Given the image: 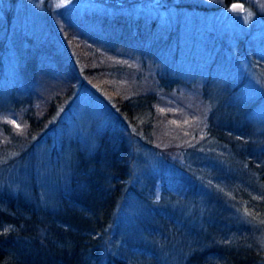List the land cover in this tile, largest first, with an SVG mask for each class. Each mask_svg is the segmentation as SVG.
<instances>
[{
  "label": "trees",
  "instance_id": "obj_1",
  "mask_svg": "<svg viewBox=\"0 0 264 264\" xmlns=\"http://www.w3.org/2000/svg\"><path fill=\"white\" fill-rule=\"evenodd\" d=\"M124 1L120 0V6L138 0ZM222 3L225 6L227 0ZM123 11L119 10L112 17L105 15L101 21L117 28L97 29L90 35L83 27L77 30L80 23L92 20L93 15L88 12H83L85 15L81 17L76 15L77 19L58 18L59 28L53 31L61 36L59 44L49 34L22 48L18 36L0 34V76L5 50L3 39L11 37L10 41L17 47L20 79L23 84L31 82L20 90L21 95H14L9 109L17 112L15 115L20 117L22 127L20 131H12L7 122H3L4 135L9 132L5 144L29 141L33 133L43 129L54 105H63L64 98L75 89L95 94L106 102L109 111L97 135L94 151L88 153L73 144L68 156L69 169L57 168L56 174L40 171L43 178L50 176L52 195L49 198L37 187L34 168L30 166L33 158L30 144L21 150L17 173L23 174L25 184L0 188V223L5 224L0 227V264H132L116 256L106 239L110 237L108 229L114 216L126 203H132L125 209L127 212L135 208L132 211L146 213V203L150 202L137 186L136 140L166 167L188 173L186 198L178 197L187 201L193 216L199 214L200 201L205 203L208 214L195 216L201 221L214 215L225 201L222 192L214 191L205 182L198 189L196 182L200 183L202 177L187 166L184 159L192 151H205L207 135L240 158V164L256 175L255 183L259 182L257 177L264 183V129H259L255 121L246 116L252 103L227 104L222 99L213 102L206 97V85L198 80L192 82L167 71L163 73L156 55L146 48L140 32H133ZM83 32L88 34V39ZM27 39L31 40L30 36ZM134 54L143 55L145 59L132 64L122 58ZM8 97L13 98V95ZM33 97L39 100L38 104H31ZM187 98L197 102L202 119H197L190 127V124L182 127L168 121L173 112L169 113L160 105L185 102ZM191 109H194L192 103L189 111ZM215 157L219 160V156ZM222 158L216 162L218 167L224 166ZM63 172L65 179H62ZM262 191L264 212V184ZM213 195L220 200L217 205L213 199V210H209V198ZM249 215L252 221L261 222ZM206 226L209 229L204 235H209L211 225L202 227ZM218 237L215 233L206 241L208 244L174 239L165 246L168 247L165 251L172 256L176 253L184 256L177 264H264V244L243 238L223 243ZM173 246L180 250L168 253ZM153 249L160 248L154 245ZM172 258L166 256L165 263L172 260L175 264L177 258Z\"/></svg>",
  "mask_w": 264,
  "mask_h": 264
},
{
  "label": "rangeland",
  "instance_id": "obj_2",
  "mask_svg": "<svg viewBox=\"0 0 264 264\" xmlns=\"http://www.w3.org/2000/svg\"><path fill=\"white\" fill-rule=\"evenodd\" d=\"M127 1L131 0L124 2ZM240 1L242 11L236 12L224 6L222 0H138L122 6L120 0H0V34L18 36L22 48L49 34L59 44L61 36L58 31H53L57 28L58 18L77 19L88 12L93 15L92 20L80 23L77 30H83V27L90 35L97 29L117 28L101 21L105 15L112 17L124 10L126 22L133 32H140L146 48L156 55L163 73L167 71L188 81L198 80L206 85V97L213 102L221 99L227 104L251 102L252 107L247 109L246 116L254 120L259 129H264V0ZM10 38L3 39L5 50L0 76V188L7 185L17 188L25 184L23 174L17 173L20 168L18 157L30 144L33 152L30 166L34 168L37 187L49 198L52 195L50 176L43 178L40 171L49 170L50 174H56L57 168L69 169L68 156L73 144L88 153L94 151L97 135L109 114L108 105L93 93L75 89L64 98L63 105H54L43 129L33 133L29 141L12 143L11 146L5 144L9 132L4 135L3 122H7L12 131H20L22 127L20 117L15 115L17 112L9 109L14 95H21L20 90L31 83L29 80L23 84L20 79L17 47ZM122 58L132 64L145 59L140 54ZM11 94L13 98L8 97ZM38 102L34 97L31 99L32 105ZM191 103L194 109L189 111ZM160 107L173 112L168 121L182 124V127L194 126L197 119H202L198 104L192 99ZM136 142L134 169L138 174L137 186L150 202L147 205L144 201L148 207L146 213L132 211L135 208L127 212L125 209L132 204L128 202L114 216L106 243L116 256L132 264H166V256H171L173 260L177 258V264L184 256L167 254L168 247L165 246L174 239L183 243L193 239L208 244L206 241L215 233L223 243L243 238L264 244L263 180L257 177L259 182L255 183L256 175L245 169L233 152L207 135L204 138L205 151L196 150L184 156L187 166L202 177L200 183L196 182L198 189L205 182L225 196L226 203H220L219 212L216 210L217 214L201 221V218H195L196 214L193 216L187 201L178 197L186 198L190 181L188 173L166 167L149 148L138 140ZM215 156H219V160L225 158H222L224 166L216 165L219 160ZM61 175L62 179L66 178L64 172ZM209 199V210H213V199L217 205L220 199L215 195ZM198 206L200 211L196 217L208 214L202 200ZM249 214L261 222L252 221ZM203 225H211V234L204 235L209 228ZM2 226L5 224L0 223ZM154 245L160 249H153ZM178 250L180 248L173 246L168 253ZM147 256L149 258L144 259ZM169 261L168 264H172V260Z\"/></svg>",
  "mask_w": 264,
  "mask_h": 264
},
{
  "label": "water",
  "instance_id": "obj_3",
  "mask_svg": "<svg viewBox=\"0 0 264 264\" xmlns=\"http://www.w3.org/2000/svg\"><path fill=\"white\" fill-rule=\"evenodd\" d=\"M229 8H230L232 11H241V10H242V4H241V2H232V3L229 5Z\"/></svg>",
  "mask_w": 264,
  "mask_h": 264
},
{
  "label": "flooded vegetation",
  "instance_id": "obj_4",
  "mask_svg": "<svg viewBox=\"0 0 264 264\" xmlns=\"http://www.w3.org/2000/svg\"><path fill=\"white\" fill-rule=\"evenodd\" d=\"M225 1V0H222ZM233 1L241 2L240 0H227V3H225V6H229V4ZM242 3V2H241Z\"/></svg>",
  "mask_w": 264,
  "mask_h": 264
},
{
  "label": "snow or ice",
  "instance_id": "obj_5",
  "mask_svg": "<svg viewBox=\"0 0 264 264\" xmlns=\"http://www.w3.org/2000/svg\"><path fill=\"white\" fill-rule=\"evenodd\" d=\"M4 231H5V232H7V231H8V229L6 228V229H4Z\"/></svg>",
  "mask_w": 264,
  "mask_h": 264
}]
</instances>
